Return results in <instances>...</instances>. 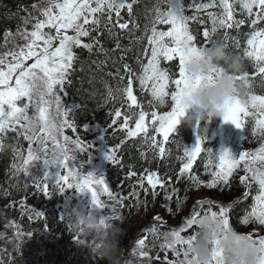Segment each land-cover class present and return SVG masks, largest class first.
<instances>
[{"label": "trees", "instance_id": "1", "mask_svg": "<svg viewBox=\"0 0 264 264\" xmlns=\"http://www.w3.org/2000/svg\"><path fill=\"white\" fill-rule=\"evenodd\" d=\"M41 0H0V50L4 44L6 34L9 37L20 31L24 20L33 14V5ZM184 15L189 17L188 26L198 46H203L206 41L203 31H211L212 21L208 12L217 16L222 14V9L217 0L213 9L197 11L195 5L208 3L210 0H183ZM234 3V18L243 19L245 23L239 28H219L207 42V47L219 42L227 46L229 52L241 57L249 73L251 83L250 94L264 95V77L256 73L253 61L244 56L248 49L247 40L252 31L250 18L243 12L238 4ZM167 11V0H137L133 12L128 14L122 10L119 21L113 15L111 24L106 16H101V25L98 31L90 32L88 37H82L83 43H92L91 52L83 47H73L76 57L73 68L70 70L63 91L66 109H71L70 119L76 125V131L65 129L64 134L73 139L79 138L86 152H78L76 167L81 174H86L82 166L88 167L87 160L91 154L92 162L98 165L99 174L107 181L113 195L120 199L118 208L120 217L125 222H131L136 217H141L144 222L153 223L157 217L161 224H157L146 236L144 251L148 254L143 257L141 264H167V261L176 259L174 253L165 250V235L174 231L173 227L182 224L184 212L191 210V203L200 192H207L224 200L229 209V220L233 228L245 233L247 226L239 221L246 216L252 208L253 197L259 190V185L252 180L248 191L243 190L239 174L233 172L227 184H218L216 188H209L207 184L212 180L210 175L218 171L217 151L222 145V138L213 139L210 122L203 124L206 140L203 143L205 151L193 164L191 175L199 178L201 183L197 186L189 179L188 175L180 176L183 166L184 149L193 148L197 141V132L181 123L177 127L176 136L179 140L170 138L165 145L166 155L161 159L157 150L150 147L143 136L129 138L123 128V117H130L129 126L135 123L139 109H129V103L124 94L128 80H133V94L149 113L156 111L164 114L171 110L170 97L165 103L150 106L151 93L142 90L139 77L142 66L147 63L145 52L150 51L147 43L151 35V28L155 21L157 11ZM99 16V14H97ZM195 17V19H192ZM127 22L128 29H120L119 23ZM107 25V27H105ZM158 30H168V25H156ZM259 27V26H258ZM109 28L111 31H109ZM8 37V38H9ZM129 66L132 75L125 69ZM161 69L169 72L175 78L178 72L176 62L161 60ZM70 81V83L68 82ZM170 85V90H171ZM111 93V95H110ZM249 100V98H248ZM119 110L121 117L117 119L115 112ZM27 115L31 118L37 116L34 107H29ZM243 141L250 149L259 144V135L253 134L254 117L245 118ZM115 121V123H113ZM87 128V131L85 130ZM100 140V142H99ZM0 143L5 147L0 150V264H107V261L96 256L90 251V241L69 226L67 216L73 208L92 211L88 208L87 197L69 189L61 194L54 184L50 183V196H45L31 177L17 173L15 166H20L27 155L29 148L38 145L25 139L23 129L18 125L15 130H9L0 137ZM101 150L108 153L115 149L118 163H110L105 156H99ZM72 146L69 145V148ZM209 151L213 153L212 163L209 165ZM144 153L145 156H142ZM45 169L37 164L32 170V177L41 178ZM53 172H55L53 170ZM135 175H132V173ZM157 173L164 181V187L152 189L145 178L149 173ZM143 179V187L141 181ZM27 183V187H25ZM173 189L176 191L173 192ZM229 194L233 195L231 202ZM171 196L172 199L167 197ZM85 198V199H84ZM102 199L108 200L102 195ZM83 205L85 207H83ZM219 206L213 204L211 199L198 203V211L202 216L209 209L215 211ZM171 210V211H170ZM36 213L42 215L37 216ZM64 218L63 220L61 218ZM261 228V227H260ZM182 251V250H181ZM180 259H183L181 254Z\"/></svg>", "mask_w": 264, "mask_h": 264}, {"label": "snow or ice", "instance_id": "2", "mask_svg": "<svg viewBox=\"0 0 264 264\" xmlns=\"http://www.w3.org/2000/svg\"><path fill=\"white\" fill-rule=\"evenodd\" d=\"M45 7L41 10L43 20H37L31 32L23 31L20 35L26 44L19 48L17 52L6 53L0 57V137L9 130H15L19 125L25 134V139L30 143L38 145L37 148H29L26 157L20 166H13L17 173H23L31 177L38 188L45 196H50V183L54 184L58 191L63 194L71 189L80 196L90 197V202L94 212H103L109 206L101 198L107 196L113 201L111 214L107 217L101 215V223L106 220L114 219L117 211L116 205L121 203L120 199L113 195L105 177L94 171L81 174L76 167L77 153L86 152L87 148L93 145L84 146L79 139L65 135V129L76 131V125L70 119L72 110L66 109L62 103L60 95L63 91L65 82L68 79L70 70L76 59L73 47H83L89 52L93 49L92 43H83L82 37H88L90 32L98 31L101 25V16H106L109 24L112 22L113 15L119 21L122 10H127L131 15L133 6L137 0H43ZM168 10L157 11L155 21L151 28V35L148 37L150 51L144 53L147 63L142 66V75L139 83L142 90L151 93L152 100L150 106L163 104L170 96L172 103L171 110L159 114L156 111L148 112L144 110L142 104L133 94V80L129 79L124 88L129 109L137 108V119L134 128L129 126L130 117L124 115L123 128L129 138L143 136L150 147L157 150L158 156L163 159L166 155L165 145L170 137L176 134L177 127L181 118L185 115L182 101L185 91L201 86H214V77L190 80L186 73V64L194 57H199L201 52L207 48V42L211 41V36L216 33L218 27L225 29L239 28L245 23L243 19L234 18V3L232 0H219L222 14L217 16L214 12H208L212 21L211 31H203L206 43L198 46L196 36L189 29V17L184 15L185 6L183 0H167ZM244 13L250 18L252 31L247 40L248 49L244 56L253 61L256 73L264 77V0H235ZM217 6V0H210L208 3L195 5L197 11L213 9ZM36 7V5H33ZM99 14V16L97 15ZM195 19V17H192ZM29 21L24 20L27 24ZM156 25H168V30H158ZM259 26V27H258ZM107 27V25H105ZM120 29H128L127 22L119 23ZM109 31L111 29L109 28ZM69 32L74 33L72 35ZM10 34H6L5 40ZM10 56L11 61L6 57ZM161 60L176 62L178 72L173 76L169 72L161 69ZM31 61V63H28ZM132 75L128 65L124 66ZM237 80H249V73H244ZM70 83V81H68ZM170 85L171 90H170ZM111 95V93H110ZM36 98L37 116L33 119L27 115L28 108ZM27 100L22 106L18 103ZM55 105L60 123H57L51 116V109ZM254 117V135H264V95L249 94L248 103H241L236 99L227 104L223 110V120L231 123L237 129L244 131L245 119L249 116ZM115 117L119 119L121 112L117 110ZM150 121V123H149ZM115 123V121H113ZM149 128L156 135L149 136ZM87 131V128H85ZM162 137V140L157 137ZM206 140L197 133L198 144L191 148L184 149L183 166L180 169V176L188 175L195 185L201 181L198 177L191 175L193 164L205 149L203 143ZM53 144L51 160L48 158V143ZM69 145L72 147L69 148ZM3 144L0 143V148ZM43 153V157L41 156ZM145 156L144 153H141ZM213 153L209 151V165L212 163ZM215 158L217 159L216 155ZM106 159L110 163H118V156L115 149H109ZM218 160V171H213L210 175L212 180L207 184L209 188H216L218 184H227L233 172L243 163L246 172H253L251 165L264 163V147L256 153L244 151L239 158H234L230 150H224ZM92 162L91 154L87 160L90 165ZM42 164L45 169L41 178L32 177L31 170L37 165ZM53 169L56 171L53 172ZM132 175H135L133 172ZM259 185V192L255 196V203L251 211L244 216L239 223L250 225L253 221L261 228H264V171L256 169L251 177ZM152 189L164 187V181L155 172L149 173L145 178ZM143 179L141 187H143ZM249 178H242V183ZM25 183V187H27ZM176 190L173 189V192ZM172 199L171 196L167 197ZM171 211V210H170ZM37 216L42 214L36 213ZM212 217L217 219L224 227L230 230L233 226L229 220V209L220 206L217 210L209 209L202 216L195 213L186 221V227L179 231H171L164 237L165 243L162 248L171 250L176 259L168 260L167 264H192L191 249L203 218ZM64 219L63 217L61 218ZM159 220V217H157ZM69 226L72 223L69 222ZM153 233L156 229H151ZM254 237L249 234L251 242L264 250V238ZM146 241L140 239L137 246L141 249L140 256L147 257L143 250ZM218 243V241L216 242ZM182 250V251H181ZM181 254L183 259H180ZM222 252L214 250L216 264H222Z\"/></svg>", "mask_w": 264, "mask_h": 264}, {"label": "clouds", "instance_id": "3", "mask_svg": "<svg viewBox=\"0 0 264 264\" xmlns=\"http://www.w3.org/2000/svg\"><path fill=\"white\" fill-rule=\"evenodd\" d=\"M246 72L244 60L231 54L223 43L215 42L204 49L199 57L192 58L186 64L188 78L214 77V86L185 91L182 101L185 115L180 124H186L206 138L204 122L223 119L225 106L236 99L248 103L251 83L247 79H236ZM112 215L114 219L101 223L99 213L73 208L67 218L74 229L90 241L91 253L106 260L107 264H129L120 244L123 232L115 229V221L122 220L116 212ZM248 237L249 234L235 228L226 231L217 219L203 218L191 249L192 264H216L214 250L222 252V264H264V250L254 245Z\"/></svg>", "mask_w": 264, "mask_h": 264}, {"label": "rangeland", "instance_id": "4", "mask_svg": "<svg viewBox=\"0 0 264 264\" xmlns=\"http://www.w3.org/2000/svg\"><path fill=\"white\" fill-rule=\"evenodd\" d=\"M45 3L43 0H41L36 7L33 9V14L30 18H28V23L25 24V26L18 32H16L13 36L7 37V41H4V44L2 46V49L0 50V57L5 56L6 53L10 52H17L19 51V48L24 46L26 44V41L23 39V37L20 35L21 32L27 31L31 32L33 30V25L36 23L37 20H43L44 17L41 15V10L43 7H45ZM70 35L74 34L69 32ZM7 60L11 61V57H6ZM28 63H31V61H28ZM61 92V91H60ZM58 92L57 94L60 95L62 103L64 107H66L64 98L62 95ZM170 97V96H169ZM22 105L27 103V100L21 101ZM31 107H34L36 109V98L34 97L33 103ZM51 116L52 118L57 122L60 123V117L57 115L55 110V105H53L51 109ZM245 119V118H244ZM210 129L213 136V139L222 138V145L217 151V159L219 158L220 154L224 150H230L233 154L234 158H239L240 154L244 151H247L249 153H256L264 147V135H259V144L256 148L250 149L248 145H246L243 141V137L241 135V130L237 129L234 125L231 123H225L222 118L214 119L210 122ZM49 152H48V158L50 159L52 156V149L53 144L51 142L47 145ZM106 152H103L101 156H105ZM43 153H41V156L43 157ZM216 159V160H217ZM218 161V160H217ZM218 163V162H217ZM98 165L102 167V163H93V166L89 165L88 167L82 166L83 170L87 173L88 171H94L99 174ZM253 168V172H255L256 169H259L261 171H264V163L257 162L254 165H251ZM41 167L43 168V165L41 164ZM244 164L242 163L237 169L236 172L239 174L240 180L242 181V178L247 176L249 179L246 182H241L242 185L246 186L248 181L253 175V172H246L244 170ZM56 171L55 169H53ZM231 202L234 201L233 195L229 194ZM86 197V196H84ZM102 198V197H101ZM85 199V198H84ZM211 199V202L217 206H226L228 205L226 202H224L223 199L213 196L212 194H208L207 192L200 191L195 199H193V202L191 203V207L193 208V213L195 214L198 211V203L209 201ZM104 200V199H103ZM104 202L109 206L108 209L104 210L102 213L97 212L105 217L109 216L111 214V207L113 206V201L104 200ZM85 203H87L88 208L93 211L90 197H87V201L85 199ZM119 204L116 205L117 211L116 214L120 217V209L118 208ZM83 207H85L83 205ZM192 216L191 210H186L184 212V220L182 224L178 226H174V231H179L182 228L186 227V221L190 219ZM121 218V217H120ZM122 220V218H121ZM161 224L160 220L155 219L153 223L144 222L141 217H136L134 220H131V222H125L122 220L115 221V229L122 231L123 236L120 239V244L122 248L125 250V256L129 262V264H141V260L143 257L140 256L141 249L137 246V242L140 239H146V236L150 232L151 229L154 228L155 225ZM245 233L247 234H253L254 237L258 236H264V228H260L256 222H252L250 225L247 226Z\"/></svg>", "mask_w": 264, "mask_h": 264}]
</instances>
